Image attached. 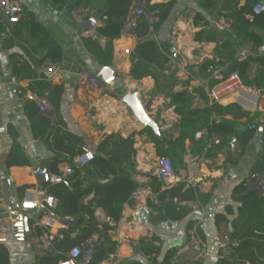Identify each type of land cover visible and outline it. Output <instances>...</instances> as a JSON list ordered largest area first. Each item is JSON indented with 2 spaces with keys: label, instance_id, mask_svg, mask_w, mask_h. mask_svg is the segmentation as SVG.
I'll list each match as a JSON object with an SVG mask.
<instances>
[{
  "label": "crops",
  "instance_id": "0c3cea01",
  "mask_svg": "<svg viewBox=\"0 0 264 264\" xmlns=\"http://www.w3.org/2000/svg\"><path fill=\"white\" fill-rule=\"evenodd\" d=\"M20 1L24 5L21 20L26 19L28 14H34L46 28L51 39L61 46L63 58L58 63L59 70L56 75L52 79L45 78L41 70L45 61L38 65H36V61L45 56L47 49L39 47L37 42L31 39L28 29L15 35L13 33L14 24L9 23L0 12V24L4 22L11 27L8 39H12L11 42L6 43V38L0 37V82L4 83V88L0 90V214L11 217L13 211L20 210L19 206L26 200L29 192H35L37 195L45 194L48 192V184L55 182H49L43 186L38 185L33 167L36 165L46 166L47 172L52 177L53 174L48 164L55 153L45 139L35 136L34 121L28 114V107L33 106V109H39L37 99L42 96L41 84L47 82L51 86H64L61 114L66 127L63 130L82 137L84 149L96 151L102 139L114 132L120 133L124 137L134 136L137 150L136 169L138 171L134 174V178L140 183L135 196L136 203L134 205L125 203L122 218L118 223L111 221L104 209L96 210V216L101 222H108L113 226L109 230V235L112 240L119 243L117 252L110 255L103 264H156L142 251L140 244L143 240L151 242L153 236L159 237V240H155L154 244L159 250L156 261L162 264L170 250H178L187 242L189 232L194 227L197 228L200 237L209 244L221 231L230 232V223L217 225L216 215L226 212V207L232 205L236 214L228 215V218L232 221L237 216L239 203L232 199V191L251 172H254L262 153L263 143L257 138L252 139L244 154L239 157L233 156L228 148L215 150L217 152L215 156L210 157V153H208L209 162L195 173L194 178L200 193L211 194V197L205 203L200 200L181 201L182 205L191 208L184 219L159 224H153L150 220L138 222L135 215L141 208L147 209L151 215L152 210L148 207V200L152 199L157 202V194L153 193L150 188V174L157 175V163L163 156L158 153L157 146L148 134L141 133L146 126L122 101V96L129 90L139 89L140 98L146 111L155 118L160 126L161 135L157 136L164 139V150L167 149V142L178 136L181 116L175 107L170 105V98L164 92L157 91L154 78L148 76L137 80L132 77V55L140 42L135 33V27L129 26L127 23L121 36L114 40V57L110 66H113L115 73L122 81L113 89L100 76L101 69L105 66L98 63L84 43L85 38L96 40L103 46L107 42L106 39L99 37L97 32L98 28L104 24V17L97 7L82 8L69 14L66 8L60 9L50 0ZM169 1L171 0H150V3L160 4ZM175 1L170 16L159 31L152 32L150 39L156 40L158 43L165 42L172 45L171 51L176 54V58L173 57V54L170 56V62L167 64L164 74L172 76L176 82L174 91L193 92L202 87L207 95L206 88L198 84L197 80H211L213 83L218 79L208 73L207 64L210 60L218 57L217 46L231 39L234 40V36L230 34V30H222L214 22L218 17H223L219 15V11L227 13L234 0H214L215 9L212 11L203 9L199 0ZM239 1L244 2V0ZM197 13H202L205 17L200 20L199 24H196ZM97 15L100 16L99 19H95ZM148 16L151 21L158 20L152 14ZM206 22L209 23L208 27H206ZM200 30L207 31L206 38L202 41L196 39V34ZM258 32L264 38V31L258 30ZM248 44L252 45L249 42L242 44L238 53ZM255 53V56H264V46L259 51L255 50ZM12 55H16L13 64ZM30 65L35 67L32 77L21 78L15 75L14 67L17 72L22 73L25 66ZM82 69L99 76L104 83L103 90L80 88L78 74ZM14 77L16 78L15 82H13ZM10 84L15 85L18 98H14L11 94L8 87ZM46 93L48 94V91ZM207 105V102L196 93L193 106L194 116L196 118L207 116L206 107L209 106ZM39 113L45 116L41 112ZM214 117L220 119L217 115L211 116V119ZM226 118L231 120L232 116L228 115ZM251 119L252 121H250ZM251 123L259 125L263 132V139L264 109L253 114L246 113V116L237 121V128L244 129ZM199 132L201 131L196 133V138H199L197 136ZM15 142L21 146L31 163L30 165L7 166V159ZM192 147V142L187 139L186 151L183 154L184 165L179 168V172L187 169L188 156L201 155L194 153ZM228 153H231L234 162L228 161ZM65 163L69 162L59 163L60 175L62 174L60 167ZM203 185L206 186V189H200V186ZM147 188H150V192L147 191ZM168 188L162 186L163 190ZM21 212L28 217L31 235L21 238L14 236L13 232L9 233V240L5 244L10 250L11 264H37L38 259L48 250L39 247L32 241V237L41 234L38 233V230L45 226L44 219L54 213L48 208L28 209ZM64 228L69 227L60 224L58 220L56 225L51 228V233L57 235ZM98 238L99 235L96 234L91 242L94 245L98 244ZM83 245L81 244V246ZM208 253V258L198 261V264H215L218 258L226 254L224 250L214 246L209 247ZM189 254L193 255L194 251L190 250Z\"/></svg>",
  "mask_w": 264,
  "mask_h": 264
},
{
  "label": "trees",
  "instance_id": "16d2710c",
  "mask_svg": "<svg viewBox=\"0 0 264 264\" xmlns=\"http://www.w3.org/2000/svg\"><path fill=\"white\" fill-rule=\"evenodd\" d=\"M60 9L66 8L69 14L78 9L97 7L104 17V24L98 28V35L107 40L105 46L91 38H85L84 43L88 51L103 66H110L114 57V40L121 36L125 25L130 21L131 14L140 0H50ZM175 0L167 3L151 4L146 0V13L142 15L136 26L135 33L140 42L132 55L131 75L137 80L151 76L155 79L157 91L164 92L170 98V105L175 107L181 116L180 130L177 137L167 142V149H163L164 139L157 136L150 127H146L141 133H147L149 138L157 146L158 153L163 157H168L175 169L184 165L183 154L186 151V140L193 144V152L202 154L208 145V138L213 135L221 137V143L215 145L209 155L215 156L216 151L227 148L229 139L237 136L242 145L244 154L248 144L255 138L254 130L246 127L237 128V121L246 116L245 111L236 103L227 105L214 104L208 106V97L202 87L195 91L207 102V116L195 117L194 99L195 91L188 90L174 91L176 82L172 76L164 74L167 64L170 62L171 44L158 43L150 39L152 32H157L170 16L175 5ZM260 0H239L232 2L227 13L219 11V15L231 21L230 34L234 40H229L216 48L218 57L228 60L229 65L222 71L223 79L232 72H238L247 85L255 84L264 89V56L251 55L243 60L236 58L239 47L246 43H252L254 49L259 51L264 46V38L258 30L264 31V11L259 14L253 9ZM200 6L208 11L215 9L214 0H199ZM149 14H152L157 21H151ZM205 19L202 13H197L196 24ZM207 26L208 27V22ZM24 29H28L31 39L37 45L47 49L45 56L37 60V64H42L46 60L59 63L63 58L61 46L51 39L48 31L40 23L34 14H28L26 19L14 23L13 33L19 35ZM209 29V28H207ZM11 27L4 22L0 24V37L8 39ZM207 32V31H206ZM205 30H200L196 34V39L202 41L206 38ZM4 35V36H3ZM16 55H12L11 61ZM214 63L210 60L208 64ZM207 64V65H208ZM256 64L255 75L251 76L252 66ZM21 69V68H19ZM16 76L30 78L35 73V67L25 66L24 71L17 72ZM221 82L215 80L212 84ZM42 93L48 91V100L54 114V125L47 116L41 115L38 108L28 107V114L34 121V134L38 138L47 141L55 156L49 161V167L53 175L60 176L59 163L68 161L72 163L76 154L84 152L83 138L71 132L64 131L66 123L61 114L63 85H49L47 82L41 84ZM217 115L220 119H211ZM231 115L229 120L226 116ZM252 121V119L250 120ZM254 122V121H253ZM255 125L259 126L255 123ZM198 131H206L200 138L195 135ZM263 134V132H262ZM217 146V147H216ZM216 150V151H215ZM94 160L83 167H76L75 172L66 179L48 184V194L54 195L58 203L54 209H50L58 218H74L77 223L69 228L61 230L62 238H58L54 251H45L38 259L37 264H57L59 260L65 259L68 252L75 246L89 243L97 234L98 244L95 245V253L91 264H103L110 255L118 250L119 243L112 240L109 230L112 229L108 222H101L96 216L98 208L104 209L111 221L118 223L123 215L125 203L135 204L140 183L134 178L137 173L134 136L124 137L122 134L114 132L106 135L96 148ZM228 161L234 162L231 153H228ZM28 157L23 152L21 146L15 142L7 159V166L30 165ZM254 172L264 173V137L263 148L260 159L257 162ZM150 188L157 194V202L148 200V207L152 210L150 222L159 224L163 222L180 221L187 217L191 208L182 205L181 201L200 200L205 203L211 194H202L199 188L194 185H187L180 182L177 185L162 189L163 183L157 175L150 174ZM232 199L239 203L237 216L232 221L228 215L236 214L234 207L228 205L226 212L216 215V223L220 225L227 223L231 225L228 233L231 240L236 242L235 246L229 248V254H223L215 264H264V192H259L249 188L245 180L236 185L232 191ZM43 231L51 232V228H39L38 233ZM75 233V234H74ZM74 234V235H73ZM159 237L153 236L152 241H141L142 251L156 261L159 250L154 244ZM177 249L170 250L162 264H179L176 260ZM199 262H196L198 264ZM0 264H11V254L6 244H0Z\"/></svg>",
  "mask_w": 264,
  "mask_h": 264
},
{
  "label": "built area",
  "instance_id": "2783aa9c",
  "mask_svg": "<svg viewBox=\"0 0 264 264\" xmlns=\"http://www.w3.org/2000/svg\"><path fill=\"white\" fill-rule=\"evenodd\" d=\"M146 0H140L131 14L129 26H136L139 18L146 13ZM254 13L259 14L264 11V0H260L253 9ZM0 12L5 16L9 23H17L22 19L24 13V5L20 0H0ZM214 24L222 30H230L231 22L224 17H218ZM251 55H256L252 45L244 46L238 53L237 58L243 60ZM176 58V54H173ZM59 64L51 61H45L41 70L45 78L52 79L59 70ZM229 65L227 59L223 57L214 58V63L208 64L207 71L211 76L221 79V82L211 83V80L198 79V84L206 88L208 104L212 106L218 104L236 103L243 108L247 114H253L258 110L264 109V89L259 88L255 84L247 85L243 82L238 72H232L227 78L223 79L222 71ZM256 64L251 68L250 75L255 74ZM16 78H13L15 82ZM78 85L85 90H103L104 83L99 76L91 74L88 70L82 69L78 74ZM4 88V83L0 82V90ZM39 110L47 116L51 125H54L55 119L52 107L48 100L47 93L37 99ZM214 119H216L214 117ZM249 128L254 130L255 138L263 143L262 131L259 126L254 123L249 124ZM206 134V131H201L197 134L200 138ZM208 145L200 156H188V167L185 171L179 172L175 169L172 161L168 157H161L157 163V176L165 187L177 185L180 182H185L187 185L196 186L195 173L209 162L208 153L215 145L221 143V137L213 135L208 138ZM233 156L239 157L242 153V145L237 136H232L229 139L227 147ZM96 155L95 150L85 149L83 153L76 155L72 163L62 164L60 176L52 175L54 181L66 179L71 176L76 167H83L90 161L94 160ZM245 184L259 192H264V173L251 172L245 178ZM206 189V186H200V189ZM150 192V188H147ZM58 203V199L52 194H35L29 192L25 201H23L19 209L25 211L28 209H54ZM58 217L48 215L44 219V227L52 228L58 222ZM12 219L8 215L0 214V244H5L9 240V233L12 229ZM227 231H221L211 244L203 240L196 227L189 232L187 242L180 247L176 252V260L179 264H196L198 261H203L208 258V249L214 246L220 250H224L229 254V248L237 243L232 241ZM61 233L53 235L49 231H43L40 235L32 237L35 242L43 250L54 251L55 243L58 238H62ZM193 250L194 254L190 255L189 251ZM95 245L90 241L83 246L73 247L67 254L65 259H61L57 264H91L93 254L95 253Z\"/></svg>",
  "mask_w": 264,
  "mask_h": 264
},
{
  "label": "water",
  "instance_id": "95a60500",
  "mask_svg": "<svg viewBox=\"0 0 264 264\" xmlns=\"http://www.w3.org/2000/svg\"><path fill=\"white\" fill-rule=\"evenodd\" d=\"M100 16H95V19H99ZM100 76L103 81L110 85L111 88L115 89L120 83L121 78L117 76L114 71L113 66H105L101 69ZM10 88L11 94L14 98H18V94L16 93L15 85H8ZM122 101L131 108L132 112L136 116V118L146 127H150L156 135H161L160 126L156 122L155 118L152 117L145 109L144 104L140 98L139 89L129 90L122 96ZM35 176L37 178V182L39 186H43L46 183L54 182L50 174L47 172L46 166L36 165L33 167ZM16 208V205H14ZM56 216V215H54ZM12 229L14 236L25 238V236H30V227L28 217L25 216L20 210H15L11 213ZM135 218L138 222L140 221H149L150 220V212L141 208L138 213L135 215ZM59 223L66 226L71 227L77 223V219L73 218H59Z\"/></svg>",
  "mask_w": 264,
  "mask_h": 264
}]
</instances>
